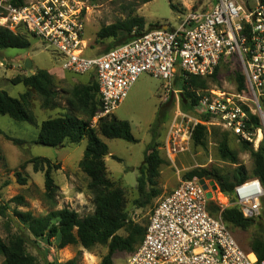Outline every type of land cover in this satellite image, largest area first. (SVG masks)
I'll use <instances>...</instances> for the list:
<instances>
[{
  "label": "built area",
  "instance_id": "built-area-1",
  "mask_svg": "<svg viewBox=\"0 0 264 264\" xmlns=\"http://www.w3.org/2000/svg\"><path fill=\"white\" fill-rule=\"evenodd\" d=\"M82 4L80 0H0V29L53 48L63 71L93 76L100 101L94 124L114 114L141 74L163 81L168 89L175 78L181 82L187 76L207 78L222 58L234 57L246 92L193 90V111L203 119L190 118L177 108L166 151L168 155L183 152L197 124H215L257 150L264 140V0H215L206 12L188 13L176 28L153 29L91 56L83 52ZM250 116L257 118V128H248ZM199 180L179 181L155 204L142 241L124 264H264L238 244L220 216L209 214L206 197L207 191L211 197L215 193L228 197L244 218L255 219L262 210L261 182L248 179L226 196L218 188L203 190Z\"/></svg>",
  "mask_w": 264,
  "mask_h": 264
},
{
  "label": "rangeland",
  "instance_id": "rangeland-1",
  "mask_svg": "<svg viewBox=\"0 0 264 264\" xmlns=\"http://www.w3.org/2000/svg\"><path fill=\"white\" fill-rule=\"evenodd\" d=\"M80 1L83 3L81 5L83 8L85 45L83 52L85 55L91 56L101 54L113 42L112 39L96 41V33L103 26L125 20L132 14V16L144 18L143 33L160 29L163 26L176 28L188 13H203L209 10L214 0H175L173 1L175 11L169 7L168 0H152L144 5H136L135 0ZM28 38L30 42L28 49H0V90L5 91L12 98H18L25 91L24 86L9 84L6 79L11 80L18 76L14 72L15 69H21L18 58L29 60L32 63L30 70H33V73L39 69L50 70L61 105L54 110L42 109L40 108L39 97L32 92L30 108L36 120L35 124L17 122L8 116L0 115V130L6 136L26 142L18 147L3 136L0 137V202L5 203L17 195L24 198L25 205L14 203L9 205V215H12L13 208L30 211L38 217L44 216L50 211L67 207L82 217L93 211L91 195L85 189L86 179L78 168L86 140L84 139L78 144L65 141L58 148L35 145L32 141H35L42 121L55 118L69 111L67 100L72 98L73 90L88 83L91 77L78 76L63 71L60 67V59L53 48L35 38ZM21 67H24L23 63ZM240 72L239 66L232 61L220 64L216 76L208 78L207 90L235 92V74H240ZM163 84L164 82L159 79L141 74L113 114L116 119L129 123L137 143L100 137L106 144L109 153L105 160L109 177L124 190L127 217L133 223L141 226H146L148 216L155 204L176 188L179 181L184 180L183 177L189 172L199 169L215 170L220 176L232 181V175L237 167H243L248 176L252 169L249 153L241 150L239 142H236L230 135H228V145L237 155V164H231L220 159L217 147L225 131L215 124L205 126L206 140L203 145L193 146L190 144L183 152L168 155L165 146L167 134L177 108L190 118L201 120L203 118L194 113L192 107L185 108L184 105L187 106L189 100L181 89V81L178 78L172 81L168 89ZM165 98H167L166 101H164ZM158 112H164V120L157 128L158 136L156 139L157 150L164 161L157 178L156 188L159 195L152 198L147 205L140 206L139 202L144 199L138 197L136 190L137 168L143 161L145 147L150 142V126L155 122ZM76 115L79 118H84L80 113ZM91 124L92 126L96 125L92 120ZM112 156L117 159H113ZM34 157L48 159L52 164L59 166V169L52 172L54 182L58 186L52 200H47L44 197L43 173L33 172L31 164L25 165L23 169L20 167L14 170L8 169L16 167L19 161H28ZM16 172L20 173L21 178H25V185L17 183ZM205 180L212 181L210 179ZM215 185L217 186L216 183ZM150 190V188L147 189V191ZM262 201L261 214L254 219L255 223L264 221V204ZM207 205L209 211L218 217L221 210L231 207V200L228 199L226 202L215 193ZM9 218V235L20 233L27 238L26 251L35 257L36 264H65L70 260H76V264H100L101 258L107 252L106 247L100 245L88 250L79 245L59 249L57 240L51 239L49 243H46L40 239H34L16 219L11 218V216ZM5 229L3 221L0 219V238L4 241L8 236ZM230 231L238 244L244 250H248V243L255 232V226L252 225L246 230L230 227ZM118 234L124 236L125 232L121 230ZM127 256L128 253L126 252L116 253L113 256L112 264H124ZM0 264H3L1 256Z\"/></svg>",
  "mask_w": 264,
  "mask_h": 264
},
{
  "label": "trees",
  "instance_id": "trees-1",
  "mask_svg": "<svg viewBox=\"0 0 264 264\" xmlns=\"http://www.w3.org/2000/svg\"><path fill=\"white\" fill-rule=\"evenodd\" d=\"M135 1L136 5H144L152 0ZM173 1L175 0H168V3L171 10L175 11ZM144 27L145 20L143 17L130 14L125 20L101 27L96 33V41L113 40L102 52L104 53L113 47L141 36ZM29 47L30 42L26 35H14L7 30L0 29V49H28ZM226 61H232L239 66L234 57L228 56L220 60L211 76L207 78L187 76L183 79L181 89L189 100V104L184 105L185 108L195 105L196 96L193 90H207L208 78H214L220 64ZM10 82L12 85L21 84L27 91L18 98H12L5 91L0 90V115L8 116L17 122L35 124L36 120L30 108L32 92L39 97L40 108L42 109L54 110L61 105L52 76L46 70L39 69L26 77L16 76ZM234 82L237 92H246L242 72L235 74ZM67 104L69 106L68 112L41 122L37 137L32 143L43 147L58 148L65 141L78 144L82 140H86L84 152L78 162V168L86 179L85 189L91 195L93 211L81 217L76 211L64 207L50 211L44 216L36 217L30 211L13 208L12 215H9V205L12 203L25 205L24 198L17 195L5 203L0 202V219L3 221V226L8 233L6 241L0 238V256L3 258V264H36L35 257L26 251L27 238L20 233L9 235L10 216L16 219L34 239H40L46 243H49L51 239L57 240L59 249L76 245L86 250L97 245L105 246L107 252L101 258L100 264H112L113 256L116 253H132L142 241L145 226L133 223L128 219L125 211L124 190L109 177L104 163V157L108 154V149L100 139V137H104L137 143L132 135L129 123L116 119L112 115L99 118L95 126L91 125L92 118L100 110L95 80H90L88 83L75 88L72 98L67 100ZM77 113L83 115L84 118H79L76 115ZM163 120L164 112H158L155 122L150 126V142L145 147L143 161L137 168L136 190L138 197L144 199L139 202L140 206L147 205L152 198L159 195L156 188L157 178L164 161L157 150L156 139L158 136L157 128ZM252 127H258V120L254 116H250L248 128L252 129ZM228 135L226 132L223 133L217 147L218 155L222 161L237 164V155L228 145ZM0 136L18 147L26 143L23 140L6 136L1 130ZM231 137L236 141L233 136ZM205 140L206 128L197 124L192 134L191 145L201 146L205 143ZM238 142L241 150L247 151L252 160V169L249 176L246 175L244 168L239 166L232 175V181L220 176L215 170L207 171L203 169L193 170L186 174L183 179L190 180L193 177L204 180L210 179L217 184L219 191L226 196H231L235 185L248 179L257 178L264 188V140L259 143L257 150H254L252 145L244 140ZM112 158L117 159L114 156ZM28 164L32 165L33 172L43 173L44 197L47 200H52L58 190L52 172L59 169L58 164H52L50 160L45 158L34 157L22 163L20 169L25 168V165ZM16 176L17 183L25 185V178H21L18 172H16ZM148 188L151 190L147 191ZM262 204H264V200ZM207 210L210 215L214 216L209 211L208 205ZM219 215L229 230L230 227L246 230L254 225L255 232L248 243L247 251L253 253L257 261L264 260V221L255 223L254 219L244 218L236 206L221 210ZM121 230L125 232L124 236L118 234ZM65 264H76V260H70Z\"/></svg>",
  "mask_w": 264,
  "mask_h": 264
},
{
  "label": "crops",
  "instance_id": "crops-1",
  "mask_svg": "<svg viewBox=\"0 0 264 264\" xmlns=\"http://www.w3.org/2000/svg\"><path fill=\"white\" fill-rule=\"evenodd\" d=\"M18 60V64H19V66H20V68L21 69H15L14 70V72H15V74L16 75H18V76H23V77H26V76H29V75H32L33 74V70H30V69H26V68H22L21 67V64L25 61V60H23V59H20V58H18L17 59ZM31 66H32V63H31ZM29 70V71H28ZM46 71H48L50 74H51V72H50V70H46ZM82 76H90L91 77V80H94V78L92 77V75H82ZM6 81H7V83H9V84H11V82H10V79H6ZM21 85V84H20ZM27 91V89L25 88V91L24 92H26ZM23 92V93H24ZM22 93V94H23ZM20 96V95H19ZM41 124V123H40ZM38 134V133H37ZM1 137V136H0ZM21 140V139H20ZM33 142V141H32ZM109 156V153L104 157V163H105V160H106V158ZM82 157V156H81ZM81 159V158H80ZM24 162H26V160H24V161H19V163H18V165L16 166V167H11V168H8L9 170H14V169H18L20 166H21V164L22 163H24ZM8 187V186H7ZM172 191V190H171ZM222 198L227 202L228 201V197H225V196H223L222 195ZM230 200V199H229ZM225 206H227L226 204H225Z\"/></svg>",
  "mask_w": 264,
  "mask_h": 264
},
{
  "label": "water",
  "instance_id": "water-1",
  "mask_svg": "<svg viewBox=\"0 0 264 264\" xmlns=\"http://www.w3.org/2000/svg\"><path fill=\"white\" fill-rule=\"evenodd\" d=\"M162 29H166V26H163ZM23 66L26 69H30L31 68V62L29 60H25L23 62ZM199 184L202 186L203 190H205V191H207L208 186L211 188L212 191H216V189H217V186L215 185L214 181H208L206 184V181L204 179H200ZM206 197L208 199H210L211 198V192L207 191Z\"/></svg>",
  "mask_w": 264,
  "mask_h": 264
},
{
  "label": "bare ground",
  "instance_id": "bare-ground-1",
  "mask_svg": "<svg viewBox=\"0 0 264 264\" xmlns=\"http://www.w3.org/2000/svg\"><path fill=\"white\" fill-rule=\"evenodd\" d=\"M221 199V198H220ZM252 258V257H251Z\"/></svg>",
  "mask_w": 264,
  "mask_h": 264
}]
</instances>
